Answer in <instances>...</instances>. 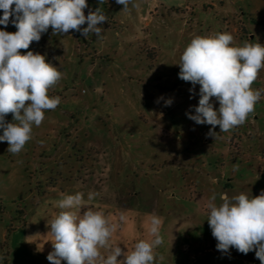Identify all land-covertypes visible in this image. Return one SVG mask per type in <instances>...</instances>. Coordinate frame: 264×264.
<instances>
[{
	"label": "rangeland",
	"instance_id": "obj_1",
	"mask_svg": "<svg viewBox=\"0 0 264 264\" xmlns=\"http://www.w3.org/2000/svg\"><path fill=\"white\" fill-rule=\"evenodd\" d=\"M162 1L172 7L167 11V30L161 27L166 22L159 21L160 29L155 31V27L148 34L143 15L137 41L126 32L132 44H137L130 60L139 71L126 74L132 82H108L106 65L111 63L98 59L104 65L101 71L92 65V56L86 55L83 76L88 69H93V76L80 98L66 96L62 85L78 80L81 58L78 50L72 55L74 40L68 34L56 38L49 29L42 34L45 45L56 51L58 43L62 44L66 61L77 63L69 67L60 58L51 62L63 73L55 85L61 102L48 113L53 123L33 126L32 138L19 154L7 152L8 143L0 142V264H50L47 256L53 248L47 221L59 212L53 202L60 199V193L76 192L84 193L85 200L88 193L97 194L87 207L102 211L110 223L118 225L110 242L125 252L140 240L153 239L148 217L156 215L163 221V243L154 249L156 264H261L254 251L245 255L235 248L227 253L217 250L205 205L213 195L219 204L222 193L229 198L242 192L251 197L264 190V69L251 85L261 90V98L246 122L227 132L216 126V136H209L211 125L196 124L187 115L195 114L200 85L190 91L193 85L178 75L180 56L190 43H185L187 34L179 36L183 11L176 0ZM213 1L205 0L204 9L209 11ZM135 2L139 1H132L127 11L135 9ZM103 3L113 4V10L103 9ZM103 3L100 8L115 17L125 12L114 0ZM235 3V21L244 19L253 31L243 33L240 22H235L239 31L231 33L234 44L264 45V0ZM160 14L166 17L161 11L156 17ZM212 26L209 15L207 27ZM5 30L14 33L17 29L9 23ZM120 37L113 44L127 42L125 36ZM93 41L95 47L115 57L108 53L109 43L102 35ZM78 43L84 54L88 38L79 34L76 48ZM35 45L20 50L21 54L38 53ZM93 78L98 82L92 83ZM169 99L172 104L165 106ZM211 102L219 108L215 98ZM5 119L12 122L10 113ZM36 159L43 162L34 165ZM101 252L107 255V250Z\"/></svg>",
	"mask_w": 264,
	"mask_h": 264
},
{
	"label": "clouds",
	"instance_id": "obj_2",
	"mask_svg": "<svg viewBox=\"0 0 264 264\" xmlns=\"http://www.w3.org/2000/svg\"><path fill=\"white\" fill-rule=\"evenodd\" d=\"M131 2L116 0L123 6L121 11H127ZM87 7V0H0V25L6 28L11 23L17 29L14 33L0 29V142L8 143L7 152L19 154L31 140L33 126L41 125L45 111L55 110L61 102L59 96L50 97L49 90L63 73L47 62L46 55L33 51L21 54L20 50L39 42L49 27L53 35L75 30L86 39L93 33L100 38L103 29L98 25L107 21V16L100 7L85 16ZM85 23L87 27L82 28ZM178 65L179 78L193 85L190 91L200 85L195 114L187 115L196 124L211 125L209 136H216V126L220 132H227L243 125L255 111L261 90L251 85L264 69V45L246 41L236 46L229 33L196 35ZM212 98L219 102L218 109ZM171 104V99L165 102V106ZM9 113L12 122L5 119ZM96 195L90 192L85 200L82 192L60 193V199L53 202L59 212L47 221L53 248L47 256L50 264H156L154 249L163 243L162 218L149 215L148 231L153 239L140 240L125 252L110 242L118 225L110 223L102 211L87 207ZM219 199L221 203H215L213 195L205 205L217 250L227 253L235 248L245 255L254 251L264 264V190L251 197L242 192L229 198L222 193ZM84 208L87 210L81 214ZM124 219L121 215L120 220ZM101 249L107 250V255ZM121 256L123 259L118 260Z\"/></svg>",
	"mask_w": 264,
	"mask_h": 264
},
{
	"label": "crops",
	"instance_id": "obj_3",
	"mask_svg": "<svg viewBox=\"0 0 264 264\" xmlns=\"http://www.w3.org/2000/svg\"><path fill=\"white\" fill-rule=\"evenodd\" d=\"M116 2V0H114ZM132 1H137V0H132ZM140 2L136 3L135 2V9L132 11H125L122 12L118 17L114 16L113 12L107 13V11H103L104 8H108V10L111 8L113 10V4L109 3H103V9H101L104 14L107 16V21L103 22L101 25H98V27H102L103 32L102 36L106 40H108L109 43V49L108 53L115 55L114 58L109 57L103 49H99L95 47L93 38L96 36L94 33L90 34L88 37L89 43L86 44V51L83 53V47H80V44L78 43V48L75 47V42L78 38V35L81 34L80 32H77L75 30H69L67 33L68 36L74 40V46L72 50V55L75 54L74 50H78L80 53V61H79V66H80V71L78 73V80H74L73 82H63L62 85H64V88L67 90L65 95L70 96V97H75V98H80V95H83L82 89L87 85V80L93 76V69H88L87 73L85 74V78L83 76V65L85 63L84 57L86 55L92 56V65L94 67L99 68L101 71H103L104 65L103 63H99L98 59L104 58L106 62L111 63L110 65H106V69L109 72L108 75L105 77L108 82H132L130 79H127L126 74L128 71L133 72H138L139 70L136 68V64H134L133 61L130 60L131 58V52L136 50L137 44H132V39L130 36H128L127 33L134 34L133 40L137 41V38L135 37V34L138 32H141L143 29V26H141V18L143 15L145 20V27L146 30L149 33L158 31L157 25L158 22L161 21L162 23L166 22L165 24L167 25H162V29L167 30L168 29V13L167 11L172 8L170 5H167L165 1L162 0H138ZM177 3V8H180L183 11V18L182 20V26L183 28L179 30V36L180 38L185 37V34H187L188 39H186L185 43L191 41V39L196 36H207L209 34H215V33H234L238 34L237 32L238 27H235L234 23L240 22V26L242 27V32L244 33H250L253 30L252 25L247 26L246 22L244 19L239 18L236 19L235 15V8L234 5L236 4L235 2L238 0H214L211 3L210 10L204 9V4L205 0H176ZM207 3V2H206ZM88 7L84 9L85 16H87L89 10L95 11L96 8L100 7V3L96 2L94 0H87ZM166 12V17L163 14H160V17H156V13L158 12ZM211 12V13H210ZM202 13H204V17H202ZM148 15V17H147ZM211 16V21L213 22L212 27H207V19L208 16ZM156 18V19H155ZM160 18V19H157ZM205 19V20H204ZM188 22V24H186ZM185 24V25H184ZM217 25H220V28L217 29ZM87 27V23L81 26ZM155 27L157 30H155ZM184 29V30H183ZM262 31L264 32V25L262 26ZM49 30L52 32L51 27H49ZM155 30V31H154ZM188 31V33H187ZM147 34V35H148ZM125 36V39L127 42H119L118 44H113V41L120 36ZM56 38H59L60 35H55ZM83 36V35H81ZM45 36L42 35L41 39L39 42H34L36 45V51L42 55H46L48 58L49 62H52L53 60H57V58H60L61 62L63 64L69 65V67H72L75 65L77 62H74L71 60L69 63L65 59V52L63 45L58 43V48L56 51L54 49L49 48V45H45V41L43 40ZM186 37V38H187ZM121 38V37H120ZM188 40V41H187ZM104 52V53H103ZM103 53V57H101ZM130 56V57H129ZM73 57V56H72ZM116 57L125 58L128 59L127 64H122V63H117L115 60ZM129 57V58H128ZM135 67V68H134ZM95 79L93 78L92 83L95 84ZM101 82H106V80H102ZM61 85V86H62ZM60 86V84H58ZM84 86V87H83ZM98 86V83L97 85ZM58 88L55 86L52 87L49 90V96L50 97H55L58 95L56 93ZM86 95V94H84ZM59 106V105H58ZM51 112V110H46L45 111V118L42 121V124H52L55 119H49L48 113ZM59 111H56L55 117L58 115ZM11 118L12 114L10 113ZM35 126V125H34ZM36 127V126H35ZM34 160V159H33ZM32 162L34 165H39L40 161L39 159H36L35 161ZM29 165V163H28ZM27 168V167H26ZM257 264V263H255Z\"/></svg>",
	"mask_w": 264,
	"mask_h": 264
},
{
	"label": "trees",
	"instance_id": "obj_4",
	"mask_svg": "<svg viewBox=\"0 0 264 264\" xmlns=\"http://www.w3.org/2000/svg\"><path fill=\"white\" fill-rule=\"evenodd\" d=\"M2 15H3V12H2V10H0V16H2ZM0 29L5 30V28L3 27V25H0ZM6 31L10 32L9 30H6Z\"/></svg>",
	"mask_w": 264,
	"mask_h": 264
},
{
	"label": "built area",
	"instance_id": "obj_5",
	"mask_svg": "<svg viewBox=\"0 0 264 264\" xmlns=\"http://www.w3.org/2000/svg\"><path fill=\"white\" fill-rule=\"evenodd\" d=\"M82 93H85V90L84 89L82 90Z\"/></svg>",
	"mask_w": 264,
	"mask_h": 264
}]
</instances>
